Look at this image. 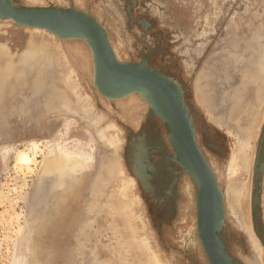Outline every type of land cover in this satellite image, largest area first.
<instances>
[{
	"label": "rangeland",
	"instance_id": "1",
	"mask_svg": "<svg viewBox=\"0 0 264 264\" xmlns=\"http://www.w3.org/2000/svg\"><path fill=\"white\" fill-rule=\"evenodd\" d=\"M14 2L84 11L107 30L120 62L140 63L148 55L150 67L181 85L197 143L224 194L220 236L236 264H264L257 236L264 241V143L263 168L256 169L264 117L245 148L241 130L233 136L206 116L210 93L204 103L196 94L205 71L222 108L240 125L251 124L248 108L237 112L236 105L241 95L257 97L259 79L252 86L245 81L264 61V0ZM167 133L140 95L110 100L96 90L94 59L84 40L0 20V264H209L198 236L197 187L172 161L176 179L166 192L172 173L162 155H174ZM142 136L153 172L160 173L146 191L130 161L133 142ZM22 154L28 161L20 160ZM59 154L74 159L47 171ZM235 155L242 159L239 167L250 162L241 178L250 183L247 230L231 220L226 199Z\"/></svg>",
	"mask_w": 264,
	"mask_h": 264
},
{
	"label": "water",
	"instance_id": "2",
	"mask_svg": "<svg viewBox=\"0 0 264 264\" xmlns=\"http://www.w3.org/2000/svg\"><path fill=\"white\" fill-rule=\"evenodd\" d=\"M0 20L13 21L23 28L46 30L62 40H84L92 51L97 91L110 100L138 94L149 103L153 114L168 128L167 137L174 155H166V158L179 164L181 171L186 172L197 187L198 236L209 264H236L220 236L226 218L224 194L214 170L196 143V127L181 85L150 67L148 55L140 63L120 62L107 30L84 11L64 7H22L14 0H0ZM263 143L264 132L257 154L258 172L262 171ZM169 172L173 175L168 187L171 189L176 174L172 170ZM252 210H255L253 202ZM253 224L256 232L255 222Z\"/></svg>",
	"mask_w": 264,
	"mask_h": 264
},
{
	"label": "bare ground",
	"instance_id": "3",
	"mask_svg": "<svg viewBox=\"0 0 264 264\" xmlns=\"http://www.w3.org/2000/svg\"><path fill=\"white\" fill-rule=\"evenodd\" d=\"M34 30H41V29H34ZM263 55H264V52H263ZM263 62L264 61H262V63H260V66H258V67L257 66L254 67L253 65L249 66V67H252V68L254 67V71L259 70L260 72L256 73V72L252 71V72L248 73L247 74L248 75L247 76V80L245 81L247 83L246 85H248V83H250L252 81H256L257 78L262 81L261 86L258 89L259 92H256L257 97L256 98H253L252 95H251V93H249L250 95H248V100L246 99L245 101L244 100L243 101H240L236 105V111L237 112H239V111L241 112V110L243 109V106L244 105L245 106L247 105V108H248L247 115H249L250 122H251V124L249 126H247V125L244 126V125L241 124L240 130L242 132H240V137L239 136H236V137H239V145L240 146H245V148H246V146H248V143L251 142V139L253 137L254 138L256 137L258 130H256V132H254L255 131V128L256 129L259 128L260 122H261L262 118L264 117V63ZM8 63L15 64V62H11V61H8ZM252 68H250V69H252ZM255 68L257 70H255ZM51 71H53V70H51ZM261 74H262V76H261ZM205 78H203L202 80H205ZM202 80L199 79L198 80V83L202 84ZM44 83H45V80H43V79L38 80V84H39L40 87H42V85L44 86ZM201 88H202V85L199 86V87H197V84H196V89H197L196 94L200 97L201 103H204L205 102L204 97H206L207 92H206V88L205 87H203L202 89ZM42 89H43V87H42ZM48 92H50V90ZM124 98H126V97H124ZM124 98H122V99H124ZM212 99H213V96H212ZM212 99H210L211 100V103H210V101L207 100L206 106H203V107L207 111V114L210 117H212V119L213 118H216L217 121L223 122L222 117L219 116V114L216 115V112L214 110L215 103H216V101L214 102V100H216V99H213V100ZM133 107H134V105H133ZM149 107H150V105H149ZM189 111L191 113V117L193 118V111L191 109H189ZM193 122H194V118H193ZM237 123H238V121H237ZM194 125H195V122H194ZM195 127H196V125H195ZM228 130H231V129H228ZM235 133H236V128L234 129V135H236ZM237 134H239V131H238ZM195 135H196V133H195ZM102 138H103V136H102ZM139 138L140 139H137L136 140V143L133 142V145L135 147V150L134 149L132 150L133 154H132V157H131V160L130 161L133 164V169H134L135 174L137 175L138 180H140L141 184L144 185V188H145V191H146V189H149V188L151 189L152 188V185L150 183V180L154 176V173L155 172H153V170L155 168L153 169L154 164L153 165L150 164V160H149V158H150V152L149 151L150 150H149V147L147 146V143L145 141V138L143 136L142 137H139ZM116 142L117 141H115V143H113V141L112 142L110 141L109 142L110 143V146L111 147H113V145L116 146L117 145ZM130 143H132V142H130ZM196 143H197V139H196ZM200 150H201V148H200ZM165 154L167 155V153H165ZM165 154L162 155L163 156V158H162L163 160L161 159L162 160V163L168 167L167 168L168 170L169 169L172 170L171 169V166L172 165L171 166L169 165L170 164L169 163L170 160L168 158H166L167 156ZM238 157L236 155L233 156V158L231 160V163H230V166H228L229 169H228L227 176H228L229 180H228V190H227V198L226 199H228V206H229V211H230V215H231V220L233 222H235L239 227H242L245 230H247L251 226V224L249 226V221L250 220H249V216H248V213H247V209L248 208L246 206L247 205V201H248V197H249V192H250V183L249 182H246V180H242L241 178H242V175H245L243 169H247L250 162H249L248 159H245L244 165H242L241 167H239V165L241 164L240 161H242V159L241 158H238ZM84 158H85V156H84ZM28 159H29V157L26 154H22L20 156V160L21 161H28ZM72 159H74V158H68V156L66 154L56 155V157L53 158V159H51L50 162L47 164L46 170L47 171L52 170V166H55L58 162H61V161H62V163L63 162H68L69 160H72ZM82 159H83V155L79 156L78 157V160H76V163H81ZM112 160H113L112 161V165H114V168L117 167L116 166L117 165L116 164V161H114V159H112ZM262 168H263V165H262ZM180 172L181 171H179V173ZM175 179H176V175H175ZM226 181H227V179H226ZM260 185H261V183H260ZM172 188L171 189H168L167 188V191L166 192H168V191L170 192L172 190ZM253 195H254V192H253ZM253 195H252V199H253ZM255 245L258 247V244L256 243V241H255ZM228 253H229V251H228Z\"/></svg>",
	"mask_w": 264,
	"mask_h": 264
},
{
	"label": "flooded vegetation",
	"instance_id": "4",
	"mask_svg": "<svg viewBox=\"0 0 264 264\" xmlns=\"http://www.w3.org/2000/svg\"><path fill=\"white\" fill-rule=\"evenodd\" d=\"M208 81V80H207ZM261 83H262V81L259 79L258 80V86H259V84L261 85ZM251 84L253 85V84H255V82L253 83V81L251 82ZM250 83L248 84L249 86H252ZM207 85H208V89L206 90L208 93H210V95H211V97L213 96V99L214 98H216V106L215 107H218V108H221L222 110H224L225 112L224 113H216V115L217 114H219V116H221L222 117V119H223V122H219V121H217L216 120V118H213V119H210L209 118V115L208 114H206V116L208 117V119L209 120H211L212 122H214V123H216V124H219V125H227L228 127H229V129H231L230 130V132L232 133V135L233 136H238V131L237 130H240V128H241V125H239L238 123H237V121L234 123L232 120H234L233 118H235L233 115H232V113H230L229 112V110L227 111V110H225L226 108H222L224 105H220V103H219V99H221L220 98V95L219 94H217L216 93V90L215 89H212V87H211V83H207ZM256 85V84H255ZM245 86H247V85H245ZM244 88V87H243ZM245 89V88H244ZM256 92H259V90L256 88ZM248 95H250V94H248ZM248 95H241L240 97H239V101L238 102H240V101H245L246 99L248 100ZM239 96V95H238ZM211 101V100H210ZM214 102H215V100H214ZM237 102V103H238ZM218 104V105H217ZM247 104V103H246ZM214 107V108H215ZM246 107H247V105H246ZM215 111H217V110H215ZM228 112V113H227ZM224 123V124H223ZM236 128V135H234V129ZM233 130V131H232ZM258 153V152H257ZM164 165V164H163ZM167 169L168 167L166 166V165H164V169ZM137 176V175H136ZM160 176V173L158 174V173H154V176L152 177V178H158ZM172 177V176H171ZM255 197H256V195H255Z\"/></svg>",
	"mask_w": 264,
	"mask_h": 264
},
{
	"label": "crops",
	"instance_id": "5",
	"mask_svg": "<svg viewBox=\"0 0 264 264\" xmlns=\"http://www.w3.org/2000/svg\"><path fill=\"white\" fill-rule=\"evenodd\" d=\"M205 77H206V78H205ZM203 78H205V80H202ZM199 79L202 80V88L205 87L206 90H207V89L209 88L208 85H207V82H208L207 80L209 79L208 76H207V73L203 71L202 74L200 75V78H199ZM203 83H204V84H203ZM260 86H261V85L259 84V86H257V87H260ZM240 95H241V94H240ZM198 100H199V103H201V101H200V97H199V96H198ZM210 103H211V101H210ZM217 105H218V104H217ZM215 106H216V104H215ZM204 110H205V109H204ZM214 110H216V108H214ZM205 113L207 114V111H206V110H205ZM214 113H215V112H214ZM209 118L212 119V117H210V116H209Z\"/></svg>",
	"mask_w": 264,
	"mask_h": 264
}]
</instances>
